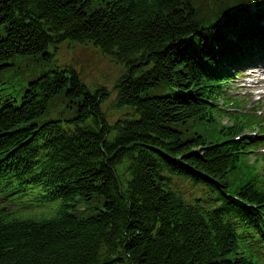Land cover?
I'll list each match as a JSON object with an SVG mask.
<instances>
[{
	"label": "trees",
	"instance_id": "1",
	"mask_svg": "<svg viewBox=\"0 0 264 264\" xmlns=\"http://www.w3.org/2000/svg\"><path fill=\"white\" fill-rule=\"evenodd\" d=\"M250 2L0 0V71L17 56L46 61L66 40L125 67L114 123L105 89L71 68L31 82L19 107L0 101V192L40 186L61 200L51 211L0 203V264H264V157L247 164L246 143L231 140L241 118L197 134L217 123L219 80L211 57L188 52L247 33L264 9L231 16ZM57 97L71 118L49 120ZM76 201L98 212L80 218Z\"/></svg>",
	"mask_w": 264,
	"mask_h": 264
},
{
	"label": "rangeland",
	"instance_id": "2",
	"mask_svg": "<svg viewBox=\"0 0 264 264\" xmlns=\"http://www.w3.org/2000/svg\"><path fill=\"white\" fill-rule=\"evenodd\" d=\"M59 54L61 55L62 62H70L86 82L104 84L108 89L113 88L115 81L122 72V68L116 62L109 56L102 54L96 47L93 48L89 45L67 47L66 45H62L59 49ZM56 58L57 55L51 64H56ZM50 67V65L42 66V64L34 60H28L23 63L18 61L8 72L0 74V81L4 82V91L10 92L11 96L16 99L15 104H18L21 91L19 90L18 83L14 82L13 71L22 68L31 75L37 76ZM230 84L233 85L234 81L232 80ZM108 105L109 103L106 104V106Z\"/></svg>",
	"mask_w": 264,
	"mask_h": 264
},
{
	"label": "bare ground",
	"instance_id": "3",
	"mask_svg": "<svg viewBox=\"0 0 264 264\" xmlns=\"http://www.w3.org/2000/svg\"><path fill=\"white\" fill-rule=\"evenodd\" d=\"M242 43V42H241Z\"/></svg>",
	"mask_w": 264,
	"mask_h": 264
}]
</instances>
